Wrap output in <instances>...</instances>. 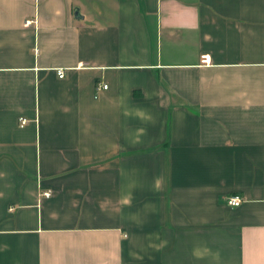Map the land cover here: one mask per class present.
Here are the masks:
<instances>
[{
  "label": "crops",
  "instance_id": "1",
  "mask_svg": "<svg viewBox=\"0 0 264 264\" xmlns=\"http://www.w3.org/2000/svg\"><path fill=\"white\" fill-rule=\"evenodd\" d=\"M0 264H264V0H0Z\"/></svg>",
  "mask_w": 264,
  "mask_h": 264
},
{
  "label": "built area",
  "instance_id": "2",
  "mask_svg": "<svg viewBox=\"0 0 264 264\" xmlns=\"http://www.w3.org/2000/svg\"><path fill=\"white\" fill-rule=\"evenodd\" d=\"M207 60H205V58H202V62L203 64H205ZM56 75H57V78H62L63 77V71L62 70H57L56 71ZM106 85H100L98 84L97 86H95V93H100L101 91L105 90L106 89ZM240 199L236 196H233V197H229L225 200V204L229 207H237L239 204H240Z\"/></svg>",
  "mask_w": 264,
  "mask_h": 264
}]
</instances>
